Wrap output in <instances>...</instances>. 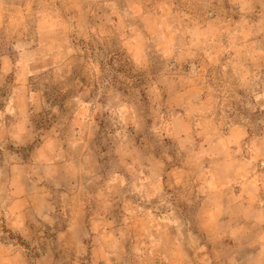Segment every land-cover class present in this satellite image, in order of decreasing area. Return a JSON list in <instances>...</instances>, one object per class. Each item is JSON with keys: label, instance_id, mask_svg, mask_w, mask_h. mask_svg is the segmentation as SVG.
Here are the masks:
<instances>
[{"label": "clouds", "instance_id": "clouds-1", "mask_svg": "<svg viewBox=\"0 0 264 264\" xmlns=\"http://www.w3.org/2000/svg\"><path fill=\"white\" fill-rule=\"evenodd\" d=\"M56 2L64 0H0V264H264V199L256 195L264 188V171L254 166L260 160L264 169V135L253 130L246 140L247 123L241 126L227 115L233 100L242 108L264 104V81L257 83L264 76V0H195L204 10L198 25L204 31L202 39L187 42L196 32L183 12L173 17L180 26L169 29L167 40L147 26L142 35L137 14L125 12L119 38L138 48L136 72L146 81L135 86L128 80L127 95L110 86L112 72L101 73L91 63L88 86L70 79L71 18L50 32L42 23L45 14L31 11L33 3L43 8ZM118 2L104 0V6L115 15ZM210 17L214 32L205 28ZM17 34L34 49L30 59L16 58L22 43L13 42ZM215 46L221 50L210 57L211 83L202 85L206 98L193 107L183 89L201 79L202 70L189 76L184 65L196 50ZM162 61L167 73L160 72ZM52 86L67 96L63 107L47 100ZM238 90L245 95H236ZM176 108L186 117L174 120L169 133L161 112ZM163 135L178 143L174 155ZM194 137H206L199 152ZM228 145L235 151L229 153ZM244 149L251 156L244 161L250 169L245 177H253L246 185L250 200L222 196L203 182L195 186L210 174L202 157L230 160ZM213 169L218 182L231 170L226 163ZM116 207L122 209L119 218Z\"/></svg>", "mask_w": 264, "mask_h": 264}, {"label": "rangeland", "instance_id": "rangeland-1", "mask_svg": "<svg viewBox=\"0 0 264 264\" xmlns=\"http://www.w3.org/2000/svg\"><path fill=\"white\" fill-rule=\"evenodd\" d=\"M16 2L19 3L20 0H16ZM20 7L23 8L24 5L20 4ZM31 11H41L45 14L42 23L45 29L50 32L58 31L59 24L68 25L69 19L71 18L70 23L74 31L68 34V39L74 51L69 59L74 63L72 68L73 75L70 79L78 78L81 84L88 86L91 83V76L93 74L90 70V63L92 65H98L101 73H104L106 70L113 73L109 84L117 92L124 95H127L129 91L128 80H132L135 86L146 85V81L136 72V65L141 59L138 48L132 44H124L119 38L120 21L125 12L137 14V26L140 28L142 35L144 34L145 26H147L152 30L162 33L167 40L171 36L169 29L180 26L173 20L177 12H183L185 16L191 17L193 21L189 27L196 32V35L185 37L186 42L197 38L202 39L199 33L204 31V28L198 27L199 24L203 23L202 17L204 10L195 0H119L117 3L118 14L115 15L112 14V9L104 6V0H64L63 3L56 2L54 7L45 6L43 8L33 3L31 5ZM10 19V16L6 17V25ZM214 20L215 17H210L208 18V23L205 24V28H208L209 31L214 32L216 29L215 23L212 22ZM127 23L128 21L125 20V25ZM92 29H96V31H92ZM19 31L22 32L23 29ZM4 35L7 36L6 29ZM172 38L175 39V37ZM12 40L13 42L16 40L22 41L19 44L20 51L15 54L16 58L30 59L31 52L34 49L26 46L28 41L25 39V36L17 34L12 37ZM220 50V46H215L214 51L211 49L207 51L196 50V57L188 60L184 65V72L189 76L193 75L196 70H202L201 79H193L183 89L191 98V105L193 107L199 106L206 98V93L203 91L202 85L211 83L208 80L213 70L211 67H208L211 64L210 57L215 56ZM231 55L234 56L235 52L231 53ZM9 60L13 63L15 62L11 56ZM50 62H52L51 59L46 63ZM161 63L160 72L167 73L169 71V65L166 61H162ZM193 64L195 68L190 69L188 65ZM9 76H13V73H9ZM261 81H264V76H261V80L257 81V83L259 84ZM197 90H201L199 97L195 95ZM236 95L243 97L245 92L238 90ZM45 96L51 103H60L61 107H63L64 100L67 99V96H60L58 94L56 86H52L50 91L45 92ZM145 99H147V96H145ZM258 100L259 97H257ZM230 103L232 104L233 110L227 113L229 120H233L241 126H244L246 122L249 126L246 129L249 133L248 137H245L246 140L251 138L253 130L264 135V104H258L256 101H253L248 107L242 108L235 100L230 101ZM5 110L8 112L11 111L10 108H6ZM161 115L163 117L161 124L166 128L167 132L171 133L175 130L173 121H179V118L186 117V112L183 108H176L172 112L162 110ZM218 117L219 113H217V119L212 120V123H217ZM208 119H211L210 114ZM183 123H188V120L184 119ZM205 128L207 129V122L205 123ZM205 138L194 137L196 141L195 150L197 152H199V145L203 143ZM162 143L164 145L174 146L173 151L169 153L171 155H174L175 151L178 150L179 145L171 135H163ZM204 147L207 149L208 145L205 144ZM235 147V145H228V152H234ZM241 148H243V143L241 144ZM250 159L251 156L246 149L240 155L232 157L230 160L227 156H204L201 159V163L203 164V168L207 169L210 174L206 175L204 181H197L195 186L199 187L200 183L203 182L209 189H219V194L222 196L238 197L241 200L248 201L251 197L250 190L246 185H248V181L253 177L251 174L245 177V173L250 172V169L245 168L244 161ZM220 163L229 164L231 168L228 172L227 180L222 182H218L216 171L213 169L214 164ZM260 165L261 161L257 160L254 165L257 173L264 171ZM177 167L188 171V168H185L183 164H178ZM190 167L195 173V176H199L200 170L197 169L195 162ZM195 176L189 179H195ZM164 179L167 180L168 177L165 176ZM172 179L174 183L179 182L178 177L174 176ZM232 180H235L236 183H232L228 187H221V183H227ZM257 188H261V186L257 184ZM166 191L171 196L172 189L168 188ZM256 195L264 199V188H261ZM154 207L158 208L159 204H155ZM181 207H183V204ZM254 207L258 206L254 205ZM121 211V207H116L114 214L117 218H119ZM157 214L159 213L153 212V215ZM161 219L165 220L167 217L162 215ZM188 255L191 257L193 254L190 252ZM177 260H179V257H177ZM101 264H103L102 261Z\"/></svg>", "mask_w": 264, "mask_h": 264}]
</instances>
